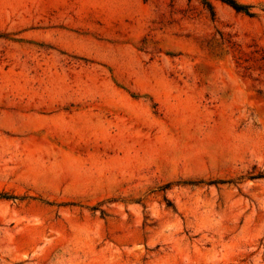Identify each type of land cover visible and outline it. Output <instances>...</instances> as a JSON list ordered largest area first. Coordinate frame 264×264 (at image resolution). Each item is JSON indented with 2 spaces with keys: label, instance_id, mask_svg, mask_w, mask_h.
Here are the masks:
<instances>
[{
  "label": "rangeland",
  "instance_id": "374dc122",
  "mask_svg": "<svg viewBox=\"0 0 264 264\" xmlns=\"http://www.w3.org/2000/svg\"><path fill=\"white\" fill-rule=\"evenodd\" d=\"M0 0V264H264V0Z\"/></svg>",
  "mask_w": 264,
  "mask_h": 264
},
{
  "label": "trees",
  "instance_id": "16d2710c",
  "mask_svg": "<svg viewBox=\"0 0 264 264\" xmlns=\"http://www.w3.org/2000/svg\"><path fill=\"white\" fill-rule=\"evenodd\" d=\"M222 1L230 4L231 6H233L237 10H245L248 8L247 6L240 4V3L236 2L235 0H222Z\"/></svg>",
  "mask_w": 264,
  "mask_h": 264
}]
</instances>
